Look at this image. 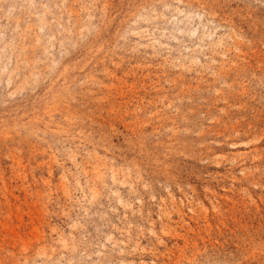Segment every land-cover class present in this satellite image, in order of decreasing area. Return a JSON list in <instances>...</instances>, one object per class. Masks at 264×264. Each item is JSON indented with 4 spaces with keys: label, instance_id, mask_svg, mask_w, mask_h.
Wrapping results in <instances>:
<instances>
[{
    "label": "rangeland",
    "instance_id": "1",
    "mask_svg": "<svg viewBox=\"0 0 264 264\" xmlns=\"http://www.w3.org/2000/svg\"><path fill=\"white\" fill-rule=\"evenodd\" d=\"M0 264H264V0H0Z\"/></svg>",
    "mask_w": 264,
    "mask_h": 264
}]
</instances>
